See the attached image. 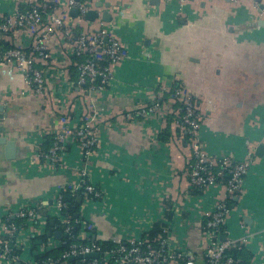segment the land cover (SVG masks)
Listing matches in <instances>:
<instances>
[{"label":"crops","instance_id":"crops-1","mask_svg":"<svg viewBox=\"0 0 264 264\" xmlns=\"http://www.w3.org/2000/svg\"><path fill=\"white\" fill-rule=\"evenodd\" d=\"M38 1L0 0V17ZM81 1L101 3V16L105 11L111 15L107 27L128 57L114 68L103 91L88 93L76 85V70L64 55L59 35H50L51 58L37 63L45 72L49 100L20 95L22 76L14 68L0 67L5 113L1 136L15 143L16 153L7 160L0 146V225L25 205L47 215L53 195L74 185L78 191L64 192V199L87 226H79L78 241L117 246L149 239L154 227L161 226L170 250L193 254L195 264H205L202 212L213 208L216 192L193 190L188 184L189 147L177 105L166 99L152 116L125 118L149 103L164 83L171 90L184 86L197 96L200 141L209 155L241 161L253 151L244 191L229 201L220 238L239 243L249 264H264V0ZM67 22L75 30L88 27L75 19ZM30 46L25 31L0 34V49ZM85 114L99 139L86 161L76 145H69L54 166L35 158L52 143L60 117L67 116L74 127ZM83 162L88 182L103 193L102 201L86 200L78 187ZM11 220L20 222L13 216ZM42 229L43 235L50 233L48 247L56 248L62 238L58 222L48 218ZM22 240L23 264L45 248L34 235Z\"/></svg>","mask_w":264,"mask_h":264},{"label":"built area","instance_id":"built-area-1","mask_svg":"<svg viewBox=\"0 0 264 264\" xmlns=\"http://www.w3.org/2000/svg\"><path fill=\"white\" fill-rule=\"evenodd\" d=\"M236 2L238 0H230ZM76 8L78 16L72 18L69 11ZM95 11L98 17L90 22L86 19L89 12ZM76 22H87L84 30H75ZM96 24L94 27L93 25ZM25 31L31 37L29 49L9 47L0 49V67H11L23 78V90L20 95L34 94L40 99L49 100L48 82L43 69L37 67L38 62H48L51 58L48 37L58 34L64 55L71 60L77 79L76 85L85 92H100L105 89L113 77L114 68L127 57L126 47L107 27L101 19V11L94 3L81 0H42L30 4L25 9L11 15L0 17V34ZM166 96V98H165ZM177 105L179 126L185 133L189 147L185 173L188 184L193 190L207 192L214 189L215 203L211 210H204L202 223V254L205 264H240L232 256L226 254L231 248L239 247V243L221 240V228L229 215V201L239 197L244 191L246 176L255 161L253 151L248 150L243 160L234 161L231 156L214 157L209 155L200 141L202 117L199 112L197 96L184 86L173 90L160 83L152 100L136 107L125 114L126 120L146 118L158 113L164 106V100ZM67 116L60 117L58 128L53 133L52 145L47 151H40L35 158L54 166L61 162L62 154L69 145H76L83 161H86L98 145V129L91 124L85 114L80 123L74 127L69 125ZM83 162L79 170L78 187L85 194L86 200L99 201L103 193L88 182V172ZM77 186V185H76ZM52 197V205L47 215L36 206L25 205L7 215L0 225V264H20L19 255L14 248H22V238L28 234L41 237L42 227L48 218L55 219L68 239L77 240L74 227L87 226L73 214L65 211L64 192L74 194V185L60 188ZM12 216L21 222L19 225ZM40 224V225H39ZM90 229V227L88 226ZM166 231L155 239H132L108 250H103L96 243L72 242L62 253L61 259L80 261L84 255H97L89 264H195L193 254L170 250L167 246ZM246 241V239H242ZM242 241H240L241 244ZM58 246V245H57ZM25 264V263H24ZM26 264H37L35 261ZM47 264H54L48 260Z\"/></svg>","mask_w":264,"mask_h":264},{"label":"trees","instance_id":"trees-1","mask_svg":"<svg viewBox=\"0 0 264 264\" xmlns=\"http://www.w3.org/2000/svg\"><path fill=\"white\" fill-rule=\"evenodd\" d=\"M51 145H52V143L50 144V146L47 149H44L43 151H47L51 147ZM63 201L66 205L65 211L75 215V213L73 212V210L69 206V203H67L65 201L64 195H63ZM18 224L21 225V222H18ZM46 228L47 229L51 228L50 221H47ZM79 231H80V228H79V226L76 225L73 229V232L76 235ZM164 231L165 230H163L161 226H155L152 233L150 234V238L152 239L158 233L160 235H163ZM60 232L62 233V238L59 242V245L56 248H49L48 247V245H47V239L48 238L45 235L39 237V239L42 240L43 246L45 248H44L42 253L34 255V261L37 264H47V261L50 259L53 261L54 264H89L90 259H84L83 261H80L79 258H76L73 260H71V259L63 260L60 258L62 253L68 248L70 243L80 242L77 240L68 239L67 236L62 232L61 226H60ZM83 242H80V243H83ZM84 243H91V242L85 241ZM94 243L98 244L103 250H108V249H111L112 247H114V246H106V245L104 246V245L99 244L98 242H94ZM14 252L17 255H20L21 250L18 247H16V248H14ZM242 252L243 251L241 250V248H231L226 252V254L229 256H232L234 259L238 260L239 261L238 263H240V264H249V261L245 260L242 257L243 256V255H241V254H243ZM20 264H23V263H20Z\"/></svg>","mask_w":264,"mask_h":264},{"label":"water","instance_id":"water-1","mask_svg":"<svg viewBox=\"0 0 264 264\" xmlns=\"http://www.w3.org/2000/svg\"><path fill=\"white\" fill-rule=\"evenodd\" d=\"M90 1V0H89ZM259 1V0H258ZM95 6L100 8L101 7V3H95ZM104 7L106 9L110 8V3H105ZM261 11L264 12V6H260ZM69 16H71L72 18H76L78 16V11L76 8H72L69 11ZM98 17V14L95 11H91L87 14L86 19L90 22H93L96 18ZM111 18V15L105 11L104 13H102L101 19L104 22H109ZM5 116L4 113V106L0 104V123L3 121ZM3 133V127L2 125H0V146L3 149L4 152V156L7 160H13L16 157V153H15V143L11 140H8L6 136H1V134ZM262 150L263 147L260 146L258 150ZM258 154V153H257ZM61 233H58V237H60ZM46 236H50V233H47ZM40 244V241L38 242ZM37 243V244H38ZM81 258L83 259H95L98 258L97 255H84ZM71 260H73V258H70ZM19 264V263H18Z\"/></svg>","mask_w":264,"mask_h":264}]
</instances>
